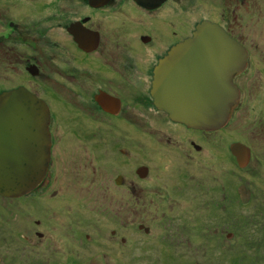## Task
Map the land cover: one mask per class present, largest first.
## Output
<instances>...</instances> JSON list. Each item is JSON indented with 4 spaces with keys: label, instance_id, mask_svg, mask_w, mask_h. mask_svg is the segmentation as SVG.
<instances>
[{
    "label": "flooded vegetation",
    "instance_id": "1",
    "mask_svg": "<svg viewBox=\"0 0 264 264\" xmlns=\"http://www.w3.org/2000/svg\"><path fill=\"white\" fill-rule=\"evenodd\" d=\"M205 24L246 57L209 130L152 95ZM18 89L49 109L50 163L0 195V264H264V0H0V95Z\"/></svg>",
    "mask_w": 264,
    "mask_h": 264
},
{
    "label": "water",
    "instance_id": "2",
    "mask_svg": "<svg viewBox=\"0 0 264 264\" xmlns=\"http://www.w3.org/2000/svg\"><path fill=\"white\" fill-rule=\"evenodd\" d=\"M218 50L219 56H200ZM243 49L223 30L201 25L161 61L154 72L152 95L171 120L189 128L218 129L239 102L232 79L245 67ZM205 72L194 80V70ZM50 112L25 89L0 95V195L31 193L45 179L50 163Z\"/></svg>",
    "mask_w": 264,
    "mask_h": 264
}]
</instances>
